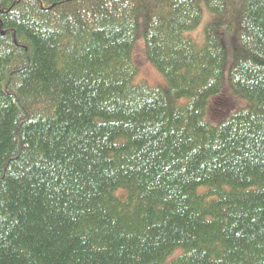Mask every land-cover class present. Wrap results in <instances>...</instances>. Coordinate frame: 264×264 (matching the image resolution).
Instances as JSON below:
<instances>
[{
  "label": "trees",
  "instance_id": "16d2710c",
  "mask_svg": "<svg viewBox=\"0 0 264 264\" xmlns=\"http://www.w3.org/2000/svg\"><path fill=\"white\" fill-rule=\"evenodd\" d=\"M0 264H264V0H0Z\"/></svg>",
  "mask_w": 264,
  "mask_h": 264
},
{
  "label": "rangeland",
  "instance_id": "374dc122",
  "mask_svg": "<svg viewBox=\"0 0 264 264\" xmlns=\"http://www.w3.org/2000/svg\"><path fill=\"white\" fill-rule=\"evenodd\" d=\"M202 12V18L200 21V25L194 29V31L187 33L190 38H192L194 41L201 43L203 40V34L202 30L205 27L206 22L210 19V15L207 12L205 6L201 8ZM142 21L143 18L140 16L138 19V29L136 33V41H135V51L133 50L132 53V60L133 64L138 69V74L135 77V82H143L145 81L150 87H164L166 84L165 78H163L156 68L152 67V65L148 62L146 55H145V47L143 42V36H142ZM223 33V43L225 44V67H224V78H223V86L226 87L228 91H230V96L232 97V102L234 103L235 107L238 109L246 108L247 101L242 96L235 95L230 87L228 86V70L230 68V64L233 60V38L228 32H222ZM226 96H228V92L225 93Z\"/></svg>",
  "mask_w": 264,
  "mask_h": 264
}]
</instances>
